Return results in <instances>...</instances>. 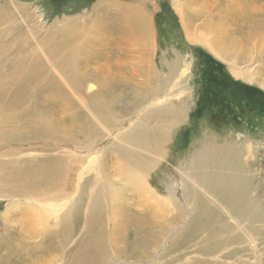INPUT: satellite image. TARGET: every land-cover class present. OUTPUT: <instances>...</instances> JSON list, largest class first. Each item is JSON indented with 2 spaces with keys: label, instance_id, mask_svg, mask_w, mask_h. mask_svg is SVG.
<instances>
[{
  "label": "rangeland",
  "instance_id": "obj_1",
  "mask_svg": "<svg viewBox=\"0 0 264 264\" xmlns=\"http://www.w3.org/2000/svg\"><path fill=\"white\" fill-rule=\"evenodd\" d=\"M114 4L143 10L150 45ZM246 16L264 0H0V264H75L92 203L108 245L90 264H264V28ZM158 96L183 111L148 143L130 129ZM207 141L243 150L241 214L192 178Z\"/></svg>",
  "mask_w": 264,
  "mask_h": 264
},
{
  "label": "bare ground",
  "instance_id": "obj_2",
  "mask_svg": "<svg viewBox=\"0 0 264 264\" xmlns=\"http://www.w3.org/2000/svg\"><path fill=\"white\" fill-rule=\"evenodd\" d=\"M104 6L105 4H103V7ZM113 6H115L114 7L115 14H119L118 16L120 18V22L123 23L117 26L115 31L117 32L118 30L119 32H121L120 33L121 37L127 35L132 37V39L134 38L136 41H138L139 45H143V46L150 45L149 43L151 41L150 39L151 33L149 30L148 20L146 16H144L143 10L133 5L131 7L129 5H128L129 7H123L126 5L114 4ZM178 12L180 13V10H178ZM192 14L193 13H188V12L184 13V18L186 19V21L190 22L191 20H193L192 18L194 17L192 16ZM239 14L236 15L238 19L239 17L245 19L244 15L246 14L243 15V12L241 13L239 12ZM245 24L248 26V29H251L248 31H251L253 35L256 34L258 28H264V22L262 19H256V18L252 19V17H247L245 20ZM248 35H250V33ZM200 36H197L198 40H199L198 37ZM211 36L213 35L211 34ZM202 38L205 37L203 36ZM188 39L191 41H197V39L192 37L190 34H188ZM231 73L233 74L234 77L239 78L241 80L248 82L252 80L251 77H248L244 72H242L238 68L232 67ZM149 91L150 93H152L151 89H149ZM162 96L156 97V99L158 98L157 100H162V101L159 102H156L157 100L154 101L143 110L141 115L137 117V119L131 126L130 129L131 135H135L138 139L147 141L148 143L157 142L164 137L165 135L164 132L170 128L169 124L173 123L176 119L181 117L183 107L181 105H174V103L172 104L171 98H169L168 96H164V98L161 99ZM94 105L98 106L97 104ZM101 106L103 109L107 108L103 104ZM228 145L224 144L222 146L221 145L217 146L214 145V142L209 141L208 143L204 144L197 152H195L190 157L188 162L191 165H198L199 171L195 172L192 175V178L195 181H197L201 187H205L207 189L206 190L207 192L213 194L214 192H216V195H222L224 199L229 202V205L232 207V209L236 210L235 213L241 214L243 211L240 212L239 210L240 209L242 210L243 206L245 205L244 204L245 191L243 187V182L246 180V177L244 175L245 173L240 172L238 169H246L247 167L242 161L243 150L241 151L237 149H232L231 147L233 146H228ZM31 168H33L32 165ZM224 169H233L238 174V176L234 174H224L223 173ZM109 195L113 198V200L122 198V195H118V192L116 190H112L111 192H109ZM199 195L201 194L196 189H191L187 184H182V188L180 189L179 192V197L181 199V202L183 199L185 201L183 203H187L191 206L192 219H195L197 217L198 211H200L201 216L205 218V214L202 210H205L207 202L204 199H202ZM96 200L98 199L96 198ZM75 201H77V199ZM93 204L94 203H92V213L90 214L87 225V228L88 227L90 228L89 231L87 232V241L81 253L72 261L75 264H90L93 261L95 263V259L101 261L100 259L102 257V253L104 254L106 242H104L103 244V242L100 239L101 224L99 225V221H101L100 219L101 213L99 214L97 212V210L99 209L97 207V204L95 205V208H93ZM71 208L73 207H70V209ZM93 210L95 211V213H93ZM64 215H66V218L70 217L71 219H73L74 217L72 211H69ZM101 237L103 238L102 234ZM107 245L108 243L106 244V246Z\"/></svg>",
  "mask_w": 264,
  "mask_h": 264
},
{
  "label": "flooded vegetation",
  "instance_id": "obj_3",
  "mask_svg": "<svg viewBox=\"0 0 264 264\" xmlns=\"http://www.w3.org/2000/svg\"><path fill=\"white\" fill-rule=\"evenodd\" d=\"M247 89L251 90V92L253 91L252 93H255V94H257L256 92H258V91H255L252 87H249V88L247 87Z\"/></svg>",
  "mask_w": 264,
  "mask_h": 264
}]
</instances>
